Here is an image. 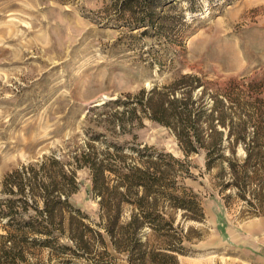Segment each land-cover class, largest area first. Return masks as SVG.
I'll use <instances>...</instances> for the list:
<instances>
[{"label": "rangeland", "instance_id": "1", "mask_svg": "<svg viewBox=\"0 0 264 264\" xmlns=\"http://www.w3.org/2000/svg\"><path fill=\"white\" fill-rule=\"evenodd\" d=\"M105 2L0 0V181L43 155L69 160L86 136L103 134L110 126L99 114L109 107L93 106L181 74L200 76L207 92L221 94L232 85L241 98H259L264 106V0H192V9L187 0H176L172 14L183 19L171 42L140 36L112 20L104 24L99 10ZM132 134L133 142L188 162L192 176L183 183L198 197L203 220L181 223L191 231L177 264H264V247L246 245L264 242V228L251 226L264 218L249 217L238 198L223 201L212 176L216 169L204 171L202 151L184 156L167 127L147 118L117 141L129 142ZM75 176L74 206L96 221L88 171L79 168ZM107 249L115 264H127L108 243ZM37 256L48 264L45 250Z\"/></svg>", "mask_w": 264, "mask_h": 264}, {"label": "trees", "instance_id": "2", "mask_svg": "<svg viewBox=\"0 0 264 264\" xmlns=\"http://www.w3.org/2000/svg\"><path fill=\"white\" fill-rule=\"evenodd\" d=\"M175 2L107 0L99 13L104 24L112 20L140 36L171 42L183 19L172 14ZM231 86L221 94L207 92L200 76L185 73L107 100L93 107H109L99 115L110 128L86 136L69 160L43 155L6 172L0 181V264H46L37 256L42 250L48 264H115L107 243L127 264H177L191 231L181 223L201 222L203 211L183 183L192 176L185 157L133 142V134L129 142L117 141L143 118L167 127L184 156L203 152L204 171L216 169L212 176L224 202L238 198L249 217L264 218V106ZM82 167L97 204L96 221L71 199Z\"/></svg>", "mask_w": 264, "mask_h": 264}, {"label": "crops", "instance_id": "3", "mask_svg": "<svg viewBox=\"0 0 264 264\" xmlns=\"http://www.w3.org/2000/svg\"><path fill=\"white\" fill-rule=\"evenodd\" d=\"M251 226H258L259 229L261 228H264V220H256V222H252ZM246 245H250L251 249H260L261 247H264V242H263V239H259L254 241L253 243H247ZM248 254H242L240 258V260H243L245 261L246 260V257ZM248 259V258H247Z\"/></svg>", "mask_w": 264, "mask_h": 264}]
</instances>
